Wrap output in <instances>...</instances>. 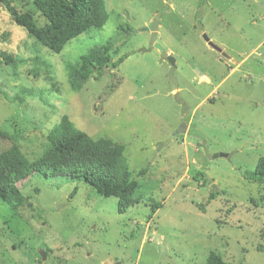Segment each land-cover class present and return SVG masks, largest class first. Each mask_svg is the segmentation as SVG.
<instances>
[{
    "label": "rangeland",
    "instance_id": "rangeland-1",
    "mask_svg": "<svg viewBox=\"0 0 264 264\" xmlns=\"http://www.w3.org/2000/svg\"><path fill=\"white\" fill-rule=\"evenodd\" d=\"M14 5L45 24L34 0ZM106 6L105 26L59 53L0 7V151L18 144L40 158L49 130L68 115L91 138L125 144L139 183L136 202L120 213L115 197L85 180L33 175L20 189L34 210L17 212L0 199V264H104L111 257L119 264H206L211 251L231 264H264V181L248 176L264 155V0ZM154 19L157 43L176 59L184 107L170 62L142 30ZM108 43L114 60L127 55L118 68L99 60L106 70L100 79L70 76L69 65L79 68L82 55ZM183 123L185 132L173 136ZM39 211L43 217L35 218Z\"/></svg>",
    "mask_w": 264,
    "mask_h": 264
},
{
    "label": "trees",
    "instance_id": "trees-1",
    "mask_svg": "<svg viewBox=\"0 0 264 264\" xmlns=\"http://www.w3.org/2000/svg\"><path fill=\"white\" fill-rule=\"evenodd\" d=\"M34 4L45 18L43 25L38 24L32 11L19 10L14 5V0H0V7L17 24L57 53L73 38L92 28H103L109 19L106 0H34ZM121 29L120 26L118 30ZM111 49L112 45L108 43L82 55L79 68L72 64L68 66L70 76L79 74L83 80L92 76L100 79L106 70L97 66L99 60H106L111 69L118 68L127 55L114 60ZM72 80L73 89L78 90L79 85ZM48 143L44 155L34 160L18 144H12L0 151V199L13 210L19 212L27 208L35 209L20 189V183L33 175H41L47 179L66 176L71 181L85 180L99 195L115 197L120 213H126L134 205L139 183L132 177L125 144L106 137L91 138L68 115H63L49 130ZM144 172L145 170L141 171L142 174ZM248 176L254 181H264V155L259 158L256 168ZM77 190L75 188V194ZM160 206V203H156L152 207L153 213ZM42 217V211L35 215V218ZM206 264L231 263L216 251H211Z\"/></svg>",
    "mask_w": 264,
    "mask_h": 264
},
{
    "label": "water",
    "instance_id": "water-1",
    "mask_svg": "<svg viewBox=\"0 0 264 264\" xmlns=\"http://www.w3.org/2000/svg\"><path fill=\"white\" fill-rule=\"evenodd\" d=\"M158 25H159L158 20L154 19L153 22L149 24V26L142 28V30L151 31V39H150L151 44L154 45L156 48L160 49L162 51V55L165 56L167 58V60L170 62L171 67H170V70H169V78H170L171 82L174 84V86L176 87V91H175L176 98H178V100L181 102V104L184 107V105L186 103L184 102V100L181 97H179L180 91L178 90V79L175 76L176 69H177L176 59L173 56H171V55H167L166 52L163 50L162 46L157 43L156 40H157V37H158ZM203 38L205 39V41H207V43L212 48H214L216 51L220 52L222 54V56L226 57L227 59H232L231 55H229L226 51H224L222 49V47H220L218 44H216L210 38V36L207 33L203 34ZM186 128H187L186 123H183L181 125V127H179L173 133V136H175V135H177V134H179L181 132H185ZM170 141H171V138L168 139L166 141V143H168ZM219 156L227 157L228 154L227 153H216L214 155V157H219ZM42 257H43V259H45V253H42ZM117 260H118L117 258L111 257V258L107 259L104 262V264H119L118 262H116Z\"/></svg>",
    "mask_w": 264,
    "mask_h": 264
}]
</instances>
